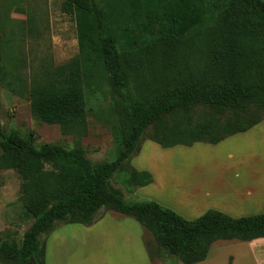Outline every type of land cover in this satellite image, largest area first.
<instances>
[{"label":"trees","instance_id":"trees-1","mask_svg":"<svg viewBox=\"0 0 264 264\" xmlns=\"http://www.w3.org/2000/svg\"><path fill=\"white\" fill-rule=\"evenodd\" d=\"M103 2L62 0V11L76 21L79 52L31 88V108L44 122L83 126V82L104 76L125 112L122 150L95 164L82 146H38L34 134L26 138L0 124V166L21 175V199L33 217L21 243H0V259L46 264L43 235L60 224L92 225L102 209L134 218L184 264L205 261L217 241L264 237V213L234 218L209 210L189 220L113 182L144 132L167 113L194 104L264 108V0ZM2 73L0 67V83ZM133 81L147 83L142 97Z\"/></svg>","mask_w":264,"mask_h":264},{"label":"crops","instance_id":"crops-1","mask_svg":"<svg viewBox=\"0 0 264 264\" xmlns=\"http://www.w3.org/2000/svg\"><path fill=\"white\" fill-rule=\"evenodd\" d=\"M0 12L6 13L1 6ZM9 13V19L0 17L1 24L25 18L22 12L23 17L13 11ZM252 134L264 136V108L232 109L194 104L175 110L144 132L136 150L119 168L113 182L129 196L138 193L151 197L180 215H202L209 210L234 218L241 213L263 214L249 210L264 206V165L261 160L258 164L257 159L246 158L249 156L241 147L237 153L229 152L226 159L206 158L213 153L211 150L219 147L223 151L226 144L234 141L242 144ZM191 153L202 159L186 160ZM164 165H172L169 173L161 167ZM191 167L197 169L191 172ZM158 176L178 185L180 195L186 192L187 196L179 197L178 204L153 196L152 191L166 187L158 181ZM185 198L189 202L183 204ZM106 215L124 218L114 210H107ZM72 224L80 223L67 225ZM115 224L117 231L134 226L136 233L133 237H118L117 232L115 238L107 239L55 237L52 233L46 238V264H184L159 247L154 237L150 239L144 226L139 230L130 223L117 221ZM91 232V229L84 231L85 234ZM196 264H264V237L251 241H217L208 258Z\"/></svg>","mask_w":264,"mask_h":264},{"label":"rangeland","instance_id":"rangeland-1","mask_svg":"<svg viewBox=\"0 0 264 264\" xmlns=\"http://www.w3.org/2000/svg\"><path fill=\"white\" fill-rule=\"evenodd\" d=\"M97 1L99 4L104 3L103 0ZM0 4L6 11V13L0 12V17L6 15L9 19L10 11L19 17L25 15V18L11 20L6 23L5 28L0 29L3 36V45L0 44V67L3 72L0 83V124L3 129L16 130L26 138L34 134L35 144L38 146L45 143L58 144L66 148L82 146L95 164L113 160L122 150V135L125 131L124 127H127V121L124 109L119 106L118 97L106 77L101 76L98 79L83 82L86 105L83 126L69 127L47 123L32 113L31 88L36 83L47 80L59 65L71 61L79 52L76 21L73 16L62 11V0H0ZM132 85L135 94L142 97L147 83L140 84L133 81ZM240 147L245 150V155L249 156L246 158L257 159L258 164L261 160L264 165V136L260 134L250 135L242 144L239 141L228 143L223 151H220L219 147L213 149L211 150L213 153L206 158L226 159L229 152L237 153ZM1 154L0 149V156ZM200 159H202L201 156L195 153L186 157V160ZM172 165L161 167L169 173ZM46 169L53 170V166L46 163ZM177 169L182 170L178 166ZM183 169L188 170L184 166ZM191 169V172H194L197 168L191 167ZM158 181L166 184L164 187L167 189L152 191L151 194L156 198L178 204L179 197L187 196L186 192L180 195L178 185L169 182V179L158 176ZM22 182V177L17 170L0 166V243L3 240L21 243L25 231L33 222V217L26 213L21 199ZM131 196L141 200H154L138 193ZM186 199L182 202L183 204L187 201ZM187 208L189 209L188 206ZM249 210L263 213L264 206L252 207ZM106 211L102 209L92 225L60 224L58 226L60 229L52 232L53 236L66 238L92 236L107 239L115 238L117 232L118 237L134 236L133 234L136 233L134 226L125 227L122 231L118 228L117 231L115 224L117 221L136 225L139 230L143 228L132 217L123 215L122 219L112 216L115 214L105 216ZM253 214L255 213H241L235 217ZM202 215L182 216L194 220ZM87 229H91L92 232L85 234L84 231ZM146 234L150 239L153 238L151 233L146 232ZM50 235H43L42 239L51 237ZM0 264L16 263L0 259Z\"/></svg>","mask_w":264,"mask_h":264}]
</instances>
